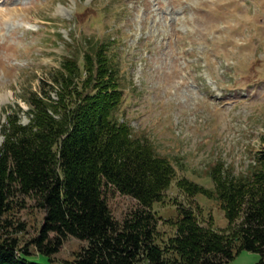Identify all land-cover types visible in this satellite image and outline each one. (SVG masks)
I'll list each match as a JSON object with an SVG mask.
<instances>
[{"label":"rangeland","instance_id":"obj_1","mask_svg":"<svg viewBox=\"0 0 264 264\" xmlns=\"http://www.w3.org/2000/svg\"><path fill=\"white\" fill-rule=\"evenodd\" d=\"M100 43L111 45L122 87L115 117L175 170L152 207L158 230L173 235L164 222L175 219L178 206L192 209L203 225L225 229L216 201L189 197L177 182L213 189L215 165L238 177L264 156V0H0V124L7 106L28 110L23 95L38 90L64 57L81 62ZM21 122H28L24 113ZM106 196L119 221L137 207L116 191ZM24 205L13 217L25 228L17 235L22 248L43 219L32 200ZM82 245L66 239L49 264H72ZM27 250L33 261L48 263L33 247ZM259 259L242 252L226 264Z\"/></svg>","mask_w":264,"mask_h":264},{"label":"trees","instance_id":"obj_2","mask_svg":"<svg viewBox=\"0 0 264 264\" xmlns=\"http://www.w3.org/2000/svg\"><path fill=\"white\" fill-rule=\"evenodd\" d=\"M110 46H93L81 62L64 57L38 90L23 95L27 111L7 106L0 124V264H39L28 246L49 264L68 238L83 243L72 264H226L242 252L264 264V156L238 177L215 165L213 189L178 180L187 196L217 202L225 229L203 225L192 209L178 206L175 219L164 222L173 235L158 230L152 207L163 200L175 170L115 117L123 92ZM110 190L137 203L122 221L109 209ZM25 199L43 219L22 248L17 235L25 228L13 217Z\"/></svg>","mask_w":264,"mask_h":264}]
</instances>
